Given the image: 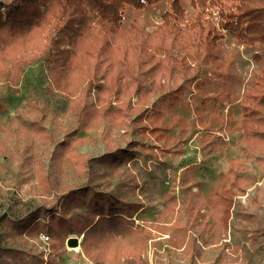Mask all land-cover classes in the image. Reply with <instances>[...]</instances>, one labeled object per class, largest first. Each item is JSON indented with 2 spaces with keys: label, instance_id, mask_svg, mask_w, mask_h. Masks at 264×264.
<instances>
[{
  "label": "rangeland",
  "instance_id": "1",
  "mask_svg": "<svg viewBox=\"0 0 264 264\" xmlns=\"http://www.w3.org/2000/svg\"><path fill=\"white\" fill-rule=\"evenodd\" d=\"M10 1L0 0V12ZM165 5L128 9L125 20L150 29ZM222 32L211 50L215 59L191 45L197 56L177 61L182 74L145 76V94L129 82L144 72L121 73L115 91L103 62L92 72L78 58V78L69 79L77 87L67 97L28 36L16 53L18 68L10 75L0 69V264H264V163L246 161L252 183L234 196L226 223L220 213L189 216L178 208L188 187L205 197L221 189L229 159L244 156L234 129L242 121V91L259 73L253 53L260 48ZM10 50L0 45V57ZM175 86L176 100L167 94ZM110 202L125 205V217L149 230L139 260L103 253L94 259L81 248L90 226L82 216ZM30 211L40 214L28 230L10 225ZM174 220L188 224L186 236ZM69 236L79 246H68Z\"/></svg>",
  "mask_w": 264,
  "mask_h": 264
},
{
  "label": "trees",
  "instance_id": "2",
  "mask_svg": "<svg viewBox=\"0 0 264 264\" xmlns=\"http://www.w3.org/2000/svg\"><path fill=\"white\" fill-rule=\"evenodd\" d=\"M161 1L11 0L4 12H0V45L11 48L0 57V69L10 75L12 68H18L21 60L16 53L22 51L30 36L41 45L49 79L63 96H70L77 87L69 79L78 78L72 72L75 68L72 63L78 58L88 63L92 72L103 62L101 65L114 73L106 84L112 88L115 87L111 84L120 80L121 73L144 72L140 78L137 74L129 78L130 84L136 85L133 92L139 95L145 94L141 91L145 76L153 77L160 71L182 74L183 69L177 61L185 63L189 58L194 59L197 56L194 49L197 53L205 52L206 56L213 55L215 59L211 50L224 35L223 30L241 44H258L260 51L253 53V57L261 63L259 73L242 91L239 100L242 121L234 129L239 132L244 156L229 159L221 189L216 187L205 197L188 187L189 196L178 206L189 216L220 213L218 219L226 223L234 196L243 194L252 183V178L245 173L249 168L246 161L254 159L259 164L264 163V0H167L159 21L150 29L141 27L135 20H125L128 9L143 10ZM213 12L217 19L212 22ZM63 44L68 46H61ZM4 62H10L11 67H4ZM176 90L178 87L175 86L174 93L171 89L167 92L174 95V100ZM174 207L175 204L171 211ZM203 207L207 210L201 211ZM129 212L119 202L97 203L92 207L85 217L82 216V220L87 218L90 225L80 242L84 252L94 259L103 253L111 260L127 256L139 260L143 237L149 230L134 226L124 215ZM38 214L30 211L8 221L18 231L28 230ZM173 223L183 236L187 235L188 224L180 220ZM206 225L211 226V223L206 222ZM155 227L165 228L159 223Z\"/></svg>",
  "mask_w": 264,
  "mask_h": 264
},
{
  "label": "water",
  "instance_id": "3",
  "mask_svg": "<svg viewBox=\"0 0 264 264\" xmlns=\"http://www.w3.org/2000/svg\"><path fill=\"white\" fill-rule=\"evenodd\" d=\"M79 238L77 236H69L67 238L66 244L71 247L79 246Z\"/></svg>",
  "mask_w": 264,
  "mask_h": 264
},
{
  "label": "built area",
  "instance_id": "4",
  "mask_svg": "<svg viewBox=\"0 0 264 264\" xmlns=\"http://www.w3.org/2000/svg\"><path fill=\"white\" fill-rule=\"evenodd\" d=\"M45 237H46V238H48V236H47V235H45Z\"/></svg>",
  "mask_w": 264,
  "mask_h": 264
}]
</instances>
